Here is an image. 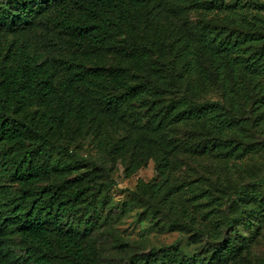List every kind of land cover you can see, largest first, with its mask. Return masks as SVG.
Wrapping results in <instances>:
<instances>
[{
  "label": "trees",
  "instance_id": "1",
  "mask_svg": "<svg viewBox=\"0 0 264 264\" xmlns=\"http://www.w3.org/2000/svg\"><path fill=\"white\" fill-rule=\"evenodd\" d=\"M170 2L0 0V264H219L240 254L220 237L221 226L233 227L227 212L211 228L190 211L210 193L177 180L171 131L179 132V149L230 158L260 152L264 2L197 3L206 13L194 23L196 41L180 19L177 25L164 14ZM184 9L179 0V15ZM146 102L145 125L134 119V105ZM129 123L145 133L157 172L151 194L137 192L134 201L165 226L191 231L203 242L200 256L179 245L124 251L110 230V239L101 234L111 205L109 170L59 140L96 137L110 160L126 163L138 140ZM119 130L125 133L115 135ZM160 136H170L169 144ZM56 149L71 161L57 158ZM251 184L264 186V176ZM251 184L225 193L226 211Z\"/></svg>",
  "mask_w": 264,
  "mask_h": 264
},
{
  "label": "rangeland",
  "instance_id": "2",
  "mask_svg": "<svg viewBox=\"0 0 264 264\" xmlns=\"http://www.w3.org/2000/svg\"><path fill=\"white\" fill-rule=\"evenodd\" d=\"M226 1L229 3L236 0ZM261 1L264 2V0ZM182 2L185 9L180 15L179 0H171L168 5L170 10L164 14H169L171 20L178 21L177 25H179L180 19V22L185 25L184 34L189 38L192 36L193 41H196L200 37L201 31L198 26L194 28V23L201 21L206 13V10L202 11L201 6H198L197 3L205 4L207 9L210 0H182ZM174 3L177 4L174 5ZM164 14L162 17L166 18ZM206 17L209 18L210 15L207 14ZM161 30L166 32L164 27H161ZM173 34L177 36L176 29ZM160 53V59L165 61L168 57L167 51ZM208 95L214 99L212 95ZM141 104L134 105V112L137 114L134 119L140 118L146 125L147 117L150 115L144 113L142 109L148 103ZM126 126L128 129L132 128L138 135L136 146H129L126 150L125 155L128 159L126 163L121 159L110 160L105 148L99 144V139L96 137L90 136L81 139L79 143L70 136L59 140V143L70 146V151L75 152L79 157L90 161L97 160L99 164L105 165L109 170L113 184L111 188L107 189V194L112 206L107 208L102 217V220H106L107 226L101 230V234L105 235L103 236L105 239H110V236L106 235V230H110V233L122 240L124 251L148 252L153 247L179 245L187 256H200L199 252L203 242L191 231L165 226L164 222L145 213L141 202L139 204L135 202L137 201V192L146 196L151 194L150 185L157 180L156 162L153 152L147 148L149 141L146 140L145 133L130 123ZM105 127L102 124L100 129L103 131ZM124 133L119 130L115 135L122 136ZM171 134L174 137L172 146L176 148L175 154L171 156V168L177 167L174 171L177 180L192 182L195 187L202 185L210 193V197L204 201L200 210H198L201 205L199 203L197 207L190 205V211L198 217L206 218L211 228L222 221L226 212L232 219L233 227L230 229L220 227V237L225 236L230 247L234 244L239 245L240 254L229 261L222 258L219 264H264V186L262 188L251 184L264 176V146H261L260 152L253 157L230 158L221 156L217 152L208 154L195 152L190 147L182 146L179 149L178 130H172ZM169 137L160 136V141L167 145ZM192 137L193 135H191V139ZM59 153L62 156H59ZM55 155L59 159L71 161L60 149L55 150ZM85 169L86 167L82 166L79 171L69 175L70 179L75 178ZM102 180L105 178L102 177ZM241 184H251L248 186L247 195L243 201L228 207V211H226L225 193L233 191ZM211 200L218 202L205 204Z\"/></svg>",
  "mask_w": 264,
  "mask_h": 264
}]
</instances>
